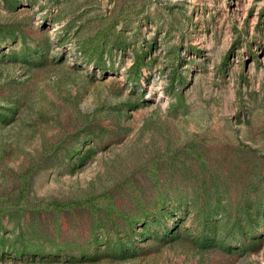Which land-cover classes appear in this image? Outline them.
I'll return each mask as SVG.
<instances>
[{
	"label": "rangeland",
	"instance_id": "1",
	"mask_svg": "<svg viewBox=\"0 0 264 264\" xmlns=\"http://www.w3.org/2000/svg\"><path fill=\"white\" fill-rule=\"evenodd\" d=\"M0 264H264V0H0Z\"/></svg>",
	"mask_w": 264,
	"mask_h": 264
}]
</instances>
